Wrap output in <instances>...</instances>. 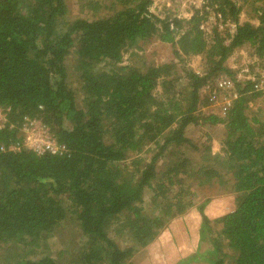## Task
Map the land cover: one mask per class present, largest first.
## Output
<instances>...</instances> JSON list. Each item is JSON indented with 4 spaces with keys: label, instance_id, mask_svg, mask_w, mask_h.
Listing matches in <instances>:
<instances>
[{
    "label": "trees",
    "instance_id": "1",
    "mask_svg": "<svg viewBox=\"0 0 264 264\" xmlns=\"http://www.w3.org/2000/svg\"><path fill=\"white\" fill-rule=\"evenodd\" d=\"M242 1L254 5L257 24L240 22L236 0H202L190 18L160 17L153 0H81L87 13L80 16H72L68 0H0V107L7 112L0 129V264H128L169 219L193 206L185 180L218 191L227 185L237 195L235 208L215 221L212 264H264V110L250 115L248 105L264 90L237 80L226 65L246 46L264 58V0ZM212 12L225 29L208 35L202 26ZM154 39L170 45L180 63L122 64L125 52L138 56ZM194 56H202L201 73L182 64ZM225 74L237 97L224 116L203 114L210 102L202 88ZM34 117L50 126L61 153L10 149ZM206 123L224 125L222 150L208 146L196 163L180 150L197 148L186 128ZM164 157L170 160L161 169ZM148 190L157 216L141 206ZM69 220L86 241L61 260L65 251L53 256L49 240ZM203 221L207 240L213 229L206 215ZM114 225L130 244L110 238Z\"/></svg>",
    "mask_w": 264,
    "mask_h": 264
},
{
    "label": "rangeland",
    "instance_id": "2",
    "mask_svg": "<svg viewBox=\"0 0 264 264\" xmlns=\"http://www.w3.org/2000/svg\"><path fill=\"white\" fill-rule=\"evenodd\" d=\"M70 1L72 16L85 15L87 11L83 10L80 6L81 0H68ZM238 4L242 6L240 13V22L250 21L257 24L255 18V7L251 2L244 3L242 0H236ZM202 5V0H153L151 11L164 17L167 14H175L179 17L190 18L195 8ZM218 17L212 12L207 20L203 23V28L208 35H211L215 26L219 27V30L224 31V25L217 20ZM230 31H234V25L227 23ZM134 49L128 50L123 55V65H134L139 68L148 66L151 64H158L164 61L179 62L175 58L172 48L168 44L160 43L157 40H152L149 45L142 51H138V56L133 55ZM180 63V62H179ZM187 68L201 73L204 71V64L202 56H194L188 58L185 62ZM226 65L232 72H235L237 80H253L257 82V87L264 90V58H260L253 54V49L249 46L237 49L227 60ZM68 68L72 75V81L74 86H78L77 76L74 72V59L73 57L68 59ZM229 75H221L212 80L209 88H202V98H207L209 104L201 108L203 114H214L218 116H224L229 102L233 98L232 89L220 86L221 81H229L233 83ZM234 84V83H233ZM79 102L82 104L83 95L79 92ZM249 114L252 115L259 109L264 110V92L262 95L257 96L249 102ZM186 135L196 144L197 148L183 147L180 150L184 156L191 158L196 163L204 161L205 154L210 146L214 154H221L222 140L225 135L224 125L218 124H190L186 128ZM153 146L148 147V152L145 154V158L150 159L153 154ZM179 154V153H178ZM169 157L161 159L159 168H163V165L169 161ZM192 184V201L191 206L185 213L187 216L179 217V229L185 225L184 237L182 234H177L174 228H171L172 223H166V226L159 231L156 239L150 243L147 247L141 248L128 264H212L214 254L211 248L213 244L211 239L218 237L217 233L220 230V224L215 221L227 212L233 210L236 206V194L224 186V190L218 191L219 187H198L197 181L185 180L184 184ZM185 185V187H186ZM174 188V187H173ZM176 189V188H175ZM174 190V189H172ZM174 192V191H173ZM172 192V193H173ZM152 191L148 190L143 198L141 206L144 213L148 216H157L159 211L154 207L152 203ZM209 199V201H208ZM204 204L203 212L200 209V205ZM203 215H206L212 225V232L208 234L207 240L205 235L202 234V229L205 227L203 221ZM176 225L178 224L175 222ZM211 235V236H209ZM109 236L115 240L121 247H125L130 244L129 238L125 233L118 231V225H114L109 229ZM181 236V237H180ZM183 237V238H182ZM86 239L79 231L75 222L69 220L63 223L49 240L50 250L53 256L58 257L61 251H65L62 254L61 260H68V255L77 250ZM0 255V260L1 259Z\"/></svg>",
    "mask_w": 264,
    "mask_h": 264
},
{
    "label": "built area",
    "instance_id": "3",
    "mask_svg": "<svg viewBox=\"0 0 264 264\" xmlns=\"http://www.w3.org/2000/svg\"><path fill=\"white\" fill-rule=\"evenodd\" d=\"M211 85L207 84L206 88ZM220 86L232 89L233 98L237 97V92L234 89V84L229 81H221ZM232 102V101H231ZM229 102V105H231ZM7 124V112L4 108L0 107V129L4 128ZM22 142L20 144H14L10 146L12 150H18L21 146L33 150L39 155L45 153H61L64 150V146L61 145L56 135L52 132L50 126H48L39 117L26 118L21 126ZM3 149V148H2Z\"/></svg>",
    "mask_w": 264,
    "mask_h": 264
},
{
    "label": "crops",
    "instance_id": "4",
    "mask_svg": "<svg viewBox=\"0 0 264 264\" xmlns=\"http://www.w3.org/2000/svg\"><path fill=\"white\" fill-rule=\"evenodd\" d=\"M184 213H185V212H184ZM182 216H187V215H186V214H181V215H179V216L173 217V218H171L172 220L170 219L171 221L168 222V223H172L171 228H174V229H175L176 235L179 233V234H182L183 237H184V231H185L186 227H185V225H184V226H182L181 229H179V222H180V221L177 220L179 217H182ZM175 222H177L178 224L176 225ZM180 237H181V236H180ZM183 237H182V238H183Z\"/></svg>",
    "mask_w": 264,
    "mask_h": 264
}]
</instances>
